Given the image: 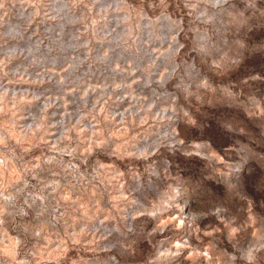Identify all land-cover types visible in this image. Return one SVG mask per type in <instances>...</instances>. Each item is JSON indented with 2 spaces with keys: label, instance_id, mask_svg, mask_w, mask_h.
<instances>
[{
  "label": "clouds",
  "instance_id": "1",
  "mask_svg": "<svg viewBox=\"0 0 264 264\" xmlns=\"http://www.w3.org/2000/svg\"><path fill=\"white\" fill-rule=\"evenodd\" d=\"M0 264H264V0H0Z\"/></svg>",
  "mask_w": 264,
  "mask_h": 264
}]
</instances>
